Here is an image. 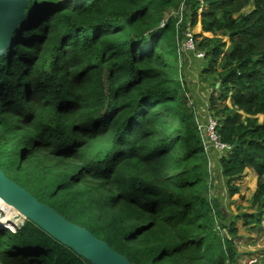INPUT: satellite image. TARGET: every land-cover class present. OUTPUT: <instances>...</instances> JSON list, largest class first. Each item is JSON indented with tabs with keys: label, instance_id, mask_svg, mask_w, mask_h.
<instances>
[{
	"label": "trees",
	"instance_id": "trees-1",
	"mask_svg": "<svg viewBox=\"0 0 264 264\" xmlns=\"http://www.w3.org/2000/svg\"><path fill=\"white\" fill-rule=\"evenodd\" d=\"M197 24L193 58L213 74L198 116L229 150L204 148L182 96L180 39ZM210 153L228 196L253 171L254 211L209 195ZM0 168L132 264H235L236 221L264 215V0H27L0 56ZM10 209L0 264H88Z\"/></svg>",
	"mask_w": 264,
	"mask_h": 264
},
{
	"label": "water",
	"instance_id": "water-1",
	"mask_svg": "<svg viewBox=\"0 0 264 264\" xmlns=\"http://www.w3.org/2000/svg\"><path fill=\"white\" fill-rule=\"evenodd\" d=\"M26 2L0 0V56L10 47L12 35L23 18ZM0 199L63 246L83 257L88 264H132L86 228L67 221L48 204L40 203L30 192L7 178L1 168Z\"/></svg>",
	"mask_w": 264,
	"mask_h": 264
},
{
	"label": "rangeland",
	"instance_id": "rangeland-1",
	"mask_svg": "<svg viewBox=\"0 0 264 264\" xmlns=\"http://www.w3.org/2000/svg\"><path fill=\"white\" fill-rule=\"evenodd\" d=\"M252 9V6H247L245 9L246 11H249ZM200 26L197 24L193 30H187L183 34L182 38L180 39L179 44V51L180 55L182 54V51L180 49L181 40L184 42L188 38L186 36V33H199ZM203 36H208L206 33H202ZM193 38V36H192ZM194 45V44H193ZM195 46V45H194ZM196 47V46H195ZM193 52H187L188 57H186L185 61L182 62L181 66L178 67V72L181 74V78L183 81V98L188 96V94L191 97L192 104L190 100H186V106L187 107H193L196 108L193 94L191 91V85H195V83L192 82L193 78L199 85L202 87H206V97L209 94L210 89L212 88V80H213V74L209 75L207 71H204L206 69V61L205 60H198L196 58H193V55L191 54ZM190 72V76H189ZM218 95V92L216 91L214 93V96L216 97ZM207 101V100H206ZM229 101H227L228 103ZM208 104V102H207ZM193 113V120L195 124H198L200 127V130L198 128L199 136L201 139V142L204 146V148L207 150L209 141L205 137L206 135V125H201L200 118L197 114V111L192 112ZM259 121H261V117H258ZM202 120V119H201ZM201 131V132H200ZM210 156V154H209ZM207 162L209 163V169H210V176H211V183L215 182L217 186L222 188V192L216 193L217 186L209 188V195L213 197V195H219L220 198L217 199V202L221 203V207L229 212L231 215L237 214L239 212H252L255 210V207L251 208V196L254 192V189L256 187V178L255 175L252 172V175H246L244 177L241 176L239 180H235L232 182V184H235L238 186V191L233 196H228L226 193L227 186L225 184V180L223 178L219 177V173L217 175L213 174L214 171V163L208 158ZM216 176L218 178H216ZM263 208H264V199H263ZM13 211V215L8 221V223H11V219H19L18 224L20 225V221L22 220V223L24 221V217H22L17 210L11 207L10 209ZM0 214L4 216V212L0 211ZM21 219V220H20ZM17 228V227H16ZM236 228H237V234L235 239V245H236V251H237V261L235 264H261V261H264V215L262 216V226L261 228H255L252 230L247 229L246 226L243 225V222L241 219H238L236 221ZM16 230V229H15ZM223 234H226L225 230H222ZM229 236L228 234H226ZM263 264V262H262Z\"/></svg>",
	"mask_w": 264,
	"mask_h": 264
},
{
	"label": "built area",
	"instance_id": "built-area-1",
	"mask_svg": "<svg viewBox=\"0 0 264 264\" xmlns=\"http://www.w3.org/2000/svg\"><path fill=\"white\" fill-rule=\"evenodd\" d=\"M186 36L188 37L186 39V41L184 42L183 40H181V45H180V49L182 51V54L179 55V59H178V67L181 66L182 62L185 61V58H186V53L187 52H193L191 53L194 57H197V58H202L203 57V53L200 52V51H197L196 48H195V43H194V40L192 38V35L191 33H186ZM194 44V45H193ZM180 52V51H179ZM182 80V78H181ZM184 90V88H183ZM189 97V94L187 96V99ZM186 98V97H185ZM189 100V99H188ZM201 125H206V135L205 137L208 139L209 141V144H212L216 149L218 150H229L230 149V146L222 143L220 140H219V136L216 132V125H217V122L211 118V117H208L207 118V123L205 124H202ZM198 126V124H197ZM199 130H200V127L198 126ZM201 132V131H200ZM263 261H261L262 263Z\"/></svg>",
	"mask_w": 264,
	"mask_h": 264
},
{
	"label": "crops",
	"instance_id": "crops-1",
	"mask_svg": "<svg viewBox=\"0 0 264 264\" xmlns=\"http://www.w3.org/2000/svg\"><path fill=\"white\" fill-rule=\"evenodd\" d=\"M186 57H188V54L186 55ZM189 76H190V72H189ZM191 79H192V82L195 83V85L193 84L190 87H191V91H192V94H193L192 97L194 99L195 106L198 107V109L196 110L197 114H200V109L204 106V108L206 109V112H205V116H206L208 114L207 101H206L207 97H206V94L201 91V89L206 88V87H202L193 78H191ZM259 117H261V119H262V116H259ZM210 160H212V162H214V158L212 157L211 153H210ZM246 175L251 176L252 175L251 170L247 169L246 171H244L243 174H242V177H244Z\"/></svg>",
	"mask_w": 264,
	"mask_h": 264
},
{
	"label": "clouds",
	"instance_id": "clouds-1",
	"mask_svg": "<svg viewBox=\"0 0 264 264\" xmlns=\"http://www.w3.org/2000/svg\"><path fill=\"white\" fill-rule=\"evenodd\" d=\"M0 228H5L4 226H0ZM5 229H9V228H5ZM9 230H11V229H9ZM11 231H15V230H11Z\"/></svg>",
	"mask_w": 264,
	"mask_h": 264
},
{
	"label": "bare ground",
	"instance_id": "bare-ground-1",
	"mask_svg": "<svg viewBox=\"0 0 264 264\" xmlns=\"http://www.w3.org/2000/svg\"><path fill=\"white\" fill-rule=\"evenodd\" d=\"M1 200V199H0ZM2 201V200H1ZM3 202V201H2ZM5 205H7L5 202H3ZM8 207H10L11 208V206L10 205H7ZM21 215V214H20ZM22 216V215H21Z\"/></svg>",
	"mask_w": 264,
	"mask_h": 264
}]
</instances>
